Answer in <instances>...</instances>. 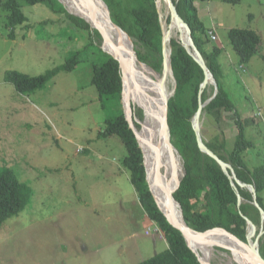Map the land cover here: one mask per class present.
<instances>
[{
    "label": "rangeland",
    "instance_id": "obj_1",
    "mask_svg": "<svg viewBox=\"0 0 264 264\" xmlns=\"http://www.w3.org/2000/svg\"><path fill=\"white\" fill-rule=\"evenodd\" d=\"M5 1L0 0V168H9L26 183L31 197L0 229V264H138L162 252L167 247L163 234L153 231L122 165L124 144L115 135L100 137L105 120L118 111L112 101L102 109L90 85L95 56H83L73 71L58 73L31 93L21 94L4 80L10 71L38 76L62 65L89 43V32L74 28L64 15L52 14L43 5H23L26 26L10 40ZM117 1L132 5L131 0ZM185 13L195 29L214 28L218 38L210 44L224 50L218 59L221 85L250 143L243 159L250 168L264 163V0H195L187 2ZM231 28L260 35L258 52L248 64L241 66L228 45ZM144 70L159 82L161 71L147 66ZM134 85L143 97L144 80L136 75ZM173 86L166 89L170 92ZM205 92L211 98L214 84ZM200 122L205 143L225 139L231 151L237 133L232 113L216 120L203 112ZM174 158L177 161L176 154ZM178 159L177 178L183 172ZM174 166H160V172L168 171L167 180ZM218 245L210 264H232V254L222 248L227 243ZM232 251L241 252L237 247Z\"/></svg>",
    "mask_w": 264,
    "mask_h": 264
},
{
    "label": "trees",
    "instance_id": "obj_2",
    "mask_svg": "<svg viewBox=\"0 0 264 264\" xmlns=\"http://www.w3.org/2000/svg\"><path fill=\"white\" fill-rule=\"evenodd\" d=\"M102 1L109 10L112 22L130 37L137 60L154 72L160 73L162 34L155 8L156 0H131V6L129 4L123 6L117 0ZM173 1L176 3L179 16L190 27L192 40L217 87L215 97L203 108V112L212 115L216 120H221L224 113H232L233 124L237 130L231 151L226 150L225 139L205 145L221 160L231 165L236 178L241 183L252 185L255 188L257 202L264 210V163L250 168L243 159V152L250 147V143L246 141L243 125L238 119L237 112L233 111L232 103L225 97L221 85L222 75L218 59L223 55L224 50L217 45L210 44L208 30L203 26H197L196 29L190 26L189 16L185 10L187 2L190 1L191 5L195 0ZM222 2L237 4L239 0H222ZM23 5L30 7L43 5L52 14L64 15L71 23L69 25L89 32V43L81 51L68 57L62 65L47 70L43 74L28 76L10 71L5 74V82L10 83L21 94L31 93L44 87L58 73L73 71L77 63L83 60V56L86 58L92 57L89 54L95 56V62L91 65L90 85L96 89L102 109H106L108 102L112 101L118 111L111 119L105 120L100 137L115 135L124 144L127 155L122 159V165L128 171L130 183L135 188L147 217L161 231L167 246L162 252L138 264H200L187 247L181 233L166 222L149 192L145 182L140 149L133 133L128 128L121 109V78L118 63L100 49L99 33L95 29H90L91 27L82 19L67 13L58 0H6L2 3V8L8 13L5 28L8 30L7 36L10 40L16 38V31L19 28L26 26L27 17L22 11ZM167 20L169 23V19ZM46 23L45 21L40 25ZM226 38L241 65L248 64L258 52L260 35L252 30L231 28L227 31ZM169 41H171L170 64L176 87L173 96L168 100L167 121L170 142L183 161L184 172L180 178L179 188L173 197L179 203L183 219L191 229L204 232L217 227L223 228L238 239L245 241L246 222L240 213L256 225L259 224V213L250 204L249 191L235 184L242 198V203L237 208V197L228 178L213 159L198 150L190 121L197 110L199 86L204 75L180 43L173 39ZM208 98L209 96L204 91L200 96V101L203 103ZM133 102L137 107L131 106L134 119H136L134 125L139 134L143 122V109L134 100ZM30 197L31 191L26 183L20 182L9 168H0V229L7 219L17 216L24 209ZM236 247L245 252L239 246ZM259 252L264 259V236L259 241Z\"/></svg>",
    "mask_w": 264,
    "mask_h": 264
},
{
    "label": "water",
    "instance_id": "obj_3",
    "mask_svg": "<svg viewBox=\"0 0 264 264\" xmlns=\"http://www.w3.org/2000/svg\"><path fill=\"white\" fill-rule=\"evenodd\" d=\"M64 7V3L61 0H58ZM78 2L82 3L84 7L87 9L88 13L86 14L87 18L83 16H79L78 14L71 13L67 10V13L78 17L82 19L84 22H86L92 29H95L100 37H101V49L105 53H107L111 58H113L115 61L118 63V68L120 72V78H121V103L124 108V118L127 122L128 128L131 130L133 133V136L135 138V141L137 143L138 148L140 149V146L138 144L139 140V135L137 132V128L134 125V122H136V119H134L133 116V111H132V89L129 83L128 79V74L126 71L127 68V60L125 57L126 51H124V46L122 48H119V45L112 40V38L109 36V33L105 30V27L103 26L102 22L100 21V18L97 16L95 13V6L93 4V0H77ZM102 3H104L102 0H99ZM165 2L167 5V8L169 10L168 13V19L169 23L173 24L176 28L180 29L186 34L187 40L185 42H179L181 46L184 48L186 53L196 62V64L200 67V69L203 72L204 79L202 83L199 86V93L197 97V110L193 117L191 118V128L193 130V134L196 140L197 148L198 150L205 156H208L209 158L213 159L216 164L219 166L223 174L228 178L230 185L232 189L234 190L236 197H237V208L242 203V198L239 196L237 188L235 186L238 185L240 188H244L249 191L251 194V202L250 204L258 211L259 216L261 218L260 225L254 224L251 220L243 216L240 212V215L246 222V234H245V241H242L238 239L236 236L231 234L230 232L226 231L223 228H213L204 232H197L193 229H191L184 221L183 215H182V210L180 208L179 203L174 199L173 194L176 192V190L179 188V183H180V178L184 175V172H182L181 176L177 178V169L174 166L173 172L171 173V179L170 180H163L161 173H160V164H159V154H158V149L156 150V157H157V162L154 167L153 172L150 171V169H147L146 166V160H145V155H143L141 149L140 153L142 156V166L144 168V174H145V182L147 184V187L149 189V192L157 206V209L161 212L163 217L165 218L166 222L174 229L179 231L182 235V237L185 240V243L187 247L193 252V254L196 256L200 264H209L208 262V257L205 259L200 256L190 245L189 240L193 241H201L205 237H208L213 234L221 235L224 236L228 241L234 243L236 246H239L240 248L244 249L245 252L249 255V257L252 259V261L255 264H264V259L261 256L259 252V241L260 238L264 236V210L260 207V205L257 202L256 199V193H255V188L252 185H247L244 183H241L235 175V172L233 168L231 167L230 164L224 162L221 160L216 154H214L210 149L207 148L205 145V141L202 139L200 135V120L203 115V108L215 97L217 93V87L215 84V81L213 79L212 74L208 70L206 63L201 56L200 52L197 50L193 40H192V35H191V30L190 27L188 26L187 23H185L181 17L179 16L176 8V3L173 0H162ZM155 4V2H154ZM104 6L106 8L107 12V19L110 24V26L115 30L118 31L122 34H124L126 40H127V47H129V50L134 54L135 58L136 55L133 51V44L130 39V37L115 23L112 22L109 14V10L104 3ZM156 8V4H155ZM158 18H159V13L156 8ZM89 20L91 23H88ZM159 26L161 29V56H162V66H161V77L159 79V91L157 93V100H158V131L160 134V142L161 146L164 143V147H167L168 151L171 154V157L173 159L174 164L176 163L175 161V154L177 156V159L180 157L177 150L173 147V145L170 142V130L168 126V121H167V113H168V100L173 96L174 91H175V86L176 82L173 77L172 69H171V64H170V56L168 60H165V29L164 25L161 22L159 18ZM171 49V46H170ZM137 60V58H136ZM143 66H146L145 64L139 62ZM150 69V68H149ZM152 70V69H150ZM153 71V70H152ZM154 72V71H153ZM156 73V72H155ZM173 78V83L174 86L172 90L169 93H165L164 91V86L165 82L168 79V76ZM213 85L214 84V93L212 94L211 98H208L206 101L203 103L200 101V96L201 94L205 91L206 87L208 85ZM141 110V109H140ZM142 111V110H141ZM143 115V120L145 119V113L142 112ZM173 182V183H172ZM152 187L159 191L162 192L164 195V201H165V206L164 210L161 208V205H159V202L156 199V195L153 194ZM260 226V228H259ZM223 248V247H222ZM224 250L230 251V249L224 248Z\"/></svg>",
    "mask_w": 264,
    "mask_h": 264
},
{
    "label": "bare ground",
    "instance_id": "obj_4",
    "mask_svg": "<svg viewBox=\"0 0 264 264\" xmlns=\"http://www.w3.org/2000/svg\"><path fill=\"white\" fill-rule=\"evenodd\" d=\"M67 10L71 13L78 14L79 16H83L87 18L86 14L88 13L87 9L84 7V5L77 0H61ZM93 4L95 6V13L100 18V21L102 22L103 26L105 27V30L109 33V36L112 38L113 41H115L119 48H122L124 46V51H126L125 57L127 60V74L129 83L132 89V98L133 100L138 103L145 113V119L142 122L141 129L139 131V140L138 144L140 146V149L145 155L146 160V166L147 169H150L151 172H153L154 167L157 162L156 157V150L158 149V154L160 157L159 164L160 166H165V168H168V166L171 165L173 168L174 162L172 161V157L170 152L168 151L167 147H164V143L161 146L160 142V134L158 131V100H157V93L159 91V82H154L150 75L144 70V67H141L134 54L129 51V47H127V40L124 36V34L115 31L109 24L107 19V12L106 8L104 6V3H102L99 0H93ZM69 5L72 9H70ZM156 8L159 13V18L161 22L164 25L165 29V60H168L169 56L171 55V49H170V43L172 38H180L179 42H185L187 40L186 34L181 31L180 29L176 28L173 24L167 23L166 18L168 16L169 10L167 11V5L162 0H156ZM159 8V9H158ZM166 8V9H165ZM88 19V18H87ZM88 23H91L89 20H87ZM168 21V20H167ZM175 40V39H174ZM136 75L139 76L140 79L144 80V93L143 97L140 98L139 93L135 89L134 85V78ZM173 84V78L168 76V79L165 82L164 90L166 93L169 91L166 89L167 85ZM146 120V121H145ZM146 125V126H145ZM178 160L176 161V169L178 166ZM162 179L167 181L166 174L168 171L165 169L164 172H160ZM173 183V182H172ZM153 194L156 195V199L159 202V205H161V208L164 210L165 201H164V194L162 192H159L155 190L152 187ZM189 243L191 247L204 259L208 257V262L210 264L209 256L214 251V246H219L218 244L221 243H227V245L222 246L223 248L230 249V253L232 254V264H255L252 259L249 257V255L241 250L237 252H233V247L236 246L234 243L228 241L224 236L213 234L208 237H205L201 241H193L189 240ZM233 244V245H232ZM240 250V249H239Z\"/></svg>",
    "mask_w": 264,
    "mask_h": 264
},
{
    "label": "built area",
    "instance_id": "obj_5",
    "mask_svg": "<svg viewBox=\"0 0 264 264\" xmlns=\"http://www.w3.org/2000/svg\"><path fill=\"white\" fill-rule=\"evenodd\" d=\"M208 35H209V38L211 39V41L214 42V41L217 40V37H216L215 32H214L213 29L208 32ZM257 115L262 118V116L260 115L259 111L257 112ZM154 231L155 232H160L158 228H155Z\"/></svg>",
    "mask_w": 264,
    "mask_h": 264
},
{
    "label": "clouds",
    "instance_id": "obj_6",
    "mask_svg": "<svg viewBox=\"0 0 264 264\" xmlns=\"http://www.w3.org/2000/svg\"><path fill=\"white\" fill-rule=\"evenodd\" d=\"M214 30V28H210V29H208V31H207V35H208V32L210 31V30ZM214 32H215V30H214ZM258 34V33H257ZM216 35V34H215ZM216 37H217V35H216ZM208 38H209V35H208ZM218 38V37H217ZM209 40L211 41V39L209 38ZM212 43H214L213 41H211ZM215 44V43H214ZM242 66V65H241ZM174 77V76H173ZM176 87V86H175ZM153 222V221H152ZM153 225H154V228H153V231H154V229L155 228H157V226L153 223ZM258 226V225H257ZM155 232V231H154ZM147 233V232H146ZM224 250V249H223ZM227 251V250H226Z\"/></svg>",
    "mask_w": 264,
    "mask_h": 264
},
{
    "label": "crops",
    "instance_id": "obj_7",
    "mask_svg": "<svg viewBox=\"0 0 264 264\" xmlns=\"http://www.w3.org/2000/svg\"><path fill=\"white\" fill-rule=\"evenodd\" d=\"M146 214V213H145ZM151 221V220H150ZM151 223L153 224V222L151 221ZM146 233V232H145ZM164 240V239H163Z\"/></svg>",
    "mask_w": 264,
    "mask_h": 264
}]
</instances>
